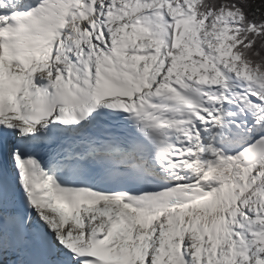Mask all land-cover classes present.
<instances>
[{
  "label": "snow or ice",
  "instance_id": "6c2138e0",
  "mask_svg": "<svg viewBox=\"0 0 264 264\" xmlns=\"http://www.w3.org/2000/svg\"><path fill=\"white\" fill-rule=\"evenodd\" d=\"M0 264H264V0H0Z\"/></svg>",
  "mask_w": 264,
  "mask_h": 264
}]
</instances>
